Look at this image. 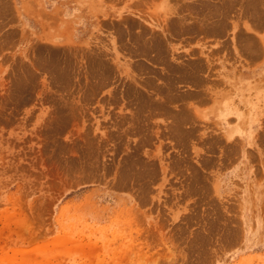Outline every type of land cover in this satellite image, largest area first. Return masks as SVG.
Segmentation results:
<instances>
[{"label": "rangeland", "instance_id": "374dc122", "mask_svg": "<svg viewBox=\"0 0 264 264\" xmlns=\"http://www.w3.org/2000/svg\"><path fill=\"white\" fill-rule=\"evenodd\" d=\"M255 25L264 0H0V264H264V117L226 119Z\"/></svg>", "mask_w": 264, "mask_h": 264}, {"label": "crops", "instance_id": "0c3cea01", "mask_svg": "<svg viewBox=\"0 0 264 264\" xmlns=\"http://www.w3.org/2000/svg\"><path fill=\"white\" fill-rule=\"evenodd\" d=\"M255 31L263 36L264 26L255 25ZM244 57V61L237 63L232 72L230 70V73L227 74L229 78H233V81H235L234 94L236 98L234 103L237 108H234V111L227 115L226 119L234 118V124L236 123V125H240V123L248 124V121H242L243 118L248 120L255 118V121L258 119L257 122L254 121L250 125V132L254 136L258 133L256 128L259 119L264 117V50L260 49V52L256 55L246 51ZM237 120L239 121L237 122ZM236 125L228 127V131L238 127ZM240 129L243 130L241 127Z\"/></svg>", "mask_w": 264, "mask_h": 264}]
</instances>
